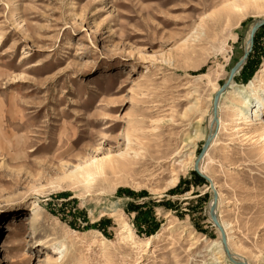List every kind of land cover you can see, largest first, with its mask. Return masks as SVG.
Listing matches in <instances>:
<instances>
[{"label":"rangeland","instance_id":"rangeland-1","mask_svg":"<svg viewBox=\"0 0 264 264\" xmlns=\"http://www.w3.org/2000/svg\"><path fill=\"white\" fill-rule=\"evenodd\" d=\"M225 1L0 0V264H233L192 168L264 0ZM249 54L233 81L264 96V28ZM234 91L199 169L229 251L264 264V129Z\"/></svg>","mask_w":264,"mask_h":264},{"label":"bare ground","instance_id":"bare-ground-1","mask_svg":"<svg viewBox=\"0 0 264 264\" xmlns=\"http://www.w3.org/2000/svg\"><path fill=\"white\" fill-rule=\"evenodd\" d=\"M234 1H238V0H226L224 5L230 6L231 4H233ZM246 46L247 44L245 45V47ZM259 82H260L259 73H257L245 85L236 84L234 81L230 83L228 89L235 90L234 94L232 95V99L234 100V103L231 105V107H233L232 119H233L234 124L247 125L249 122L252 121V122H255V124H252V125H255L253 126V130L264 129V127L261 125V122H260L261 117L264 114V96L261 95L262 90L260 88ZM211 119H212V116L210 118L209 128L211 127ZM220 125H221V122H220V119L218 118V128L220 127ZM235 130H238V129H234V131ZM240 136H243V134H241ZM200 172L202 173L201 170ZM213 186L215 187L214 182H213ZM15 232H17V230L14 227V225H10V224L5 225V232H4L5 238H6L4 240L5 245H8L10 243L11 246L16 247L15 245H17L20 241L23 242L22 241L23 239L15 235ZM127 232L130 233L129 230H127ZM216 247L219 251V254L224 255L220 240L216 242ZM60 252H62V250H60ZM230 253L233 256V258L238 260L239 262H243V261L246 262L241 256L237 254L235 255L232 252ZM57 260L54 259V261H57Z\"/></svg>","mask_w":264,"mask_h":264},{"label":"water","instance_id":"water-1","mask_svg":"<svg viewBox=\"0 0 264 264\" xmlns=\"http://www.w3.org/2000/svg\"><path fill=\"white\" fill-rule=\"evenodd\" d=\"M263 25H264V19L256 20L251 25L249 33H248V38L246 41L247 46L244 48V50L242 52V56L229 69L226 80L221 84V86L214 92V94L212 96V103H211L212 119H211L210 131H209L208 135L206 136V138H205V140H204V142L200 148V151L194 160L193 168H192L193 171L198 176H200L202 179H204L205 182L208 183V187L211 190V201H210L209 206H208V215H209V218H210L212 224L219 231L220 242H221L222 250L225 254V257L227 258V260H229L233 264H247V263L244 261L239 262L238 260L234 259L233 256L231 255L230 251H229V248L227 246V239L225 236V232H224L223 228L221 227V225L219 224L216 213H215V208H216V203H217V192L213 186L212 180L207 175L200 172L199 162L201 161V159L205 155L207 148L209 147L211 141L213 140V138L215 137V135L218 131L217 108H218L219 99H220L222 93L229 87L230 83L233 81V78L236 75V73L238 72V70L245 63V61L249 55V52L251 51L252 46H253V38H254L255 32Z\"/></svg>","mask_w":264,"mask_h":264},{"label":"trees","instance_id":"trees-1","mask_svg":"<svg viewBox=\"0 0 264 264\" xmlns=\"http://www.w3.org/2000/svg\"><path fill=\"white\" fill-rule=\"evenodd\" d=\"M264 28V25L263 26H261L256 32H255V35H254V38H253V46L255 45V43H256V37H257V35H258V31L260 30V29H263ZM250 55V54H249ZM248 55V56H249ZM193 174H194V176L198 179V180H200V181H202V182H205L204 181V179H202L200 176H198L194 171H193ZM173 190V189H172ZM122 191V190H121ZM125 191H127V190H125ZM127 192H129V193H133V192H131V191H127ZM137 195H139V193H137Z\"/></svg>","mask_w":264,"mask_h":264}]
</instances>
